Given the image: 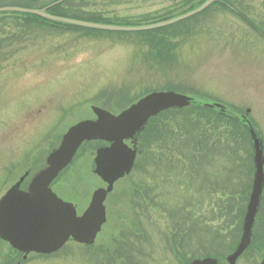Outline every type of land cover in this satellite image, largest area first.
Segmentation results:
<instances>
[{
    "label": "rangeland",
    "instance_id": "obj_1",
    "mask_svg": "<svg viewBox=\"0 0 264 264\" xmlns=\"http://www.w3.org/2000/svg\"><path fill=\"white\" fill-rule=\"evenodd\" d=\"M198 1L64 0L56 11L136 24L172 17ZM224 1L192 19L138 32L46 29L37 19L0 16V170L15 158L23 169L41 164L62 126L89 116L91 106L118 112L154 90L193 98L159 115L151 123L155 135L145 132L138 144L127 182L138 190L146 180L151 205L138 228L121 206L124 216H109L105 227L118 234L109 245L118 247L116 264H178L179 254L182 262L190 257L193 235L205 225L226 234L240 229L253 172L250 137L239 123L199 107L221 103L231 117L246 115L264 146V37L256 31H264V0ZM47 53L65 61L37 64ZM98 145H83L56 181L61 195L96 180L89 162ZM128 231L135 232L121 240Z\"/></svg>",
    "mask_w": 264,
    "mask_h": 264
},
{
    "label": "water",
    "instance_id": "obj_2",
    "mask_svg": "<svg viewBox=\"0 0 264 264\" xmlns=\"http://www.w3.org/2000/svg\"><path fill=\"white\" fill-rule=\"evenodd\" d=\"M215 1L205 0L200 6L187 13L143 26H117L62 18L46 13L45 9L1 7L0 12L31 13L48 20L91 29L143 31L164 27L186 19L203 11ZM192 101L193 98L186 94L174 91H159L142 97L118 115H112L99 107H93L97 119L85 120L69 128L60 146L48 156L47 167L40 170L31 180L28 191L20 192L18 185H15L1 200L0 220L2 216L4 217L3 220L9 224L11 219L14 218L15 212L18 224L13 234H9L0 228V236L9 237L8 239L14 246L25 253L30 251L53 252L63 245L69 236L79 242L92 243L101 225L105 222L104 198L112 190L115 181L130 172L135 158L138 135L148 123L149 118L166 109L186 107ZM205 105L221 110L225 109L219 103ZM249 133L254 151L255 174L252 192L243 220L242 238L235 252L228 257L230 264L235 263L236 258L248 245L264 186L262 140L251 126L249 127ZM97 139L111 142L110 146L97 149L95 157L96 168L94 172L107 183V188L95 191L88 210L81 217H77L70 204L58 199L48 188V185L71 162L76 150L83 141ZM127 140L133 143V147L125 144ZM192 264H214V260L205 259L194 261Z\"/></svg>",
    "mask_w": 264,
    "mask_h": 264
},
{
    "label": "flooded vegetation",
    "instance_id": "obj_3",
    "mask_svg": "<svg viewBox=\"0 0 264 264\" xmlns=\"http://www.w3.org/2000/svg\"><path fill=\"white\" fill-rule=\"evenodd\" d=\"M3 1L4 0H0V3H3ZM42 23H44L46 29H59L61 27L66 28L67 30L75 29L72 27L60 26L55 22L42 21ZM63 56L64 58L56 57L52 53H47L42 57H37L36 63L40 64L43 61H53L54 63L58 64L60 60L65 61V55ZM63 68L65 69V67ZM55 69L60 70L59 66H56ZM44 70L46 71L47 67H45ZM81 106L83 107L85 105L80 104L77 106V108H81ZM69 113L70 112L66 113V117L64 113V118L61 119L63 124L69 123ZM93 117L94 114L92 109H90L89 116L85 117L78 114L71 122L74 124L86 118ZM64 131L65 127L62 126V129L59 130L57 135L59 136V143ZM12 161V164L1 166L0 199L11 186L18 182L19 189L27 190L28 184L34 174L46 165V157L41 164L36 165L30 163L28 166L24 167V169L20 165L21 162L17 158L13 159ZM143 167L145 168L146 165ZM124 181L127 182V180L123 179L117 181L114 184L113 190L105 197L103 205L105 208L106 222L95 235L93 243H79L70 237L56 252L50 254H38L31 252L27 255H24L22 250L18 247H15L14 244L8 239L9 237L0 236V264H26L29 261H38L40 264H58L56 262L54 263L53 261L60 258L63 260H59L58 262H61L59 264H116L114 249H117L118 247H116L114 243L111 244L114 245L113 248L109 245L110 240L113 239L114 236H118V234L114 229L115 227H105L108 225L109 216H124L125 214L123 212H119L118 209L119 206H121L127 211V215H133V218L136 219V225L138 220L147 219L151 205L150 187L146 180H144L140 187L138 186V190L137 185L133 184L134 186H132L129 182H127L126 185L118 186L120 183H126ZM55 183L56 182L53 181L49 187L60 198L65 200V202L71 203L74 206L77 215H82L88 208L91 202L92 194L96 189L106 187V184L101 179L96 177V180L91 183H83L79 186H75L73 191H69L65 187V196H63L55 189ZM135 191H138L140 194L135 196ZM128 193L130 196H128ZM139 205H141V209H139ZM3 219L4 217L1 216L0 228H2L4 231H7L9 234H13L18 224L15 212L14 218L11 219L9 224H7ZM136 228H138L137 225ZM114 232L116 234H114ZM134 232L135 231H128L127 233H120L122 235L121 240L132 237L131 233ZM241 233L242 229L237 230V232L232 234H226L224 230L214 228H204L198 232L196 231L195 235H193L195 241L191 247L192 253L190 257L182 262L180 259L181 255L179 254L178 264H191V262L195 259L204 258L214 259L216 261L215 264H229L227 258L237 247L240 241ZM137 234L138 233H135V235ZM143 234L147 239L146 231H144ZM144 236L142 237V240L144 239ZM112 241L113 240H111V242ZM114 241H116V239H114ZM262 262H264V192L261 206L259 208V212L257 213L254 227L252 229L250 242L243 253L236 259L235 264H261Z\"/></svg>",
    "mask_w": 264,
    "mask_h": 264
},
{
    "label": "trees",
    "instance_id": "obj_4",
    "mask_svg": "<svg viewBox=\"0 0 264 264\" xmlns=\"http://www.w3.org/2000/svg\"><path fill=\"white\" fill-rule=\"evenodd\" d=\"M26 3H27V5L28 6H32V5H36V3L38 2V0H24ZM56 1V0H55ZM204 0H199L195 5H193V6H191L190 7V9H192V8H194V7H197L198 5H200L202 2H203ZM64 2V1H63ZM63 2L62 3H60V4H58V5H55V6H53V7H51L50 9H49V12H51L52 14H54V15H61V16H65V17H69V18H73V19H79V20H84V21H90V22H97V23H105V24H132V23H116V22H114V21H110V20H102V19H100L99 17H96V16H94V15H85V16H81V15H78V14H75V13H72V14H59L56 10L58 9V7H61V5L63 4ZM32 4V5H31ZM215 4H221V5H225V1L224 0H220L219 2H216ZM214 5V4H213ZM209 8H211V7H209ZM208 8V9H209ZM207 10V9H206ZM205 10V11H206ZM204 11V12H205ZM89 14V13H88ZM202 14V13H201ZM24 18H29V19H37V20H43V19H41L40 17H37V16H34V15H27V16H25ZM167 18H169V16L168 17H164V18H162V19H160V20H164V19H167ZM193 17H191L190 19H192ZM136 24H139V23H136ZM258 31H261L262 32V34H264V31L261 29V28H256ZM88 30H90V29H88ZM199 108H203V109H206V110H208V111H212L211 109H208V108H205L204 106H202V107H199ZM214 112V111H213ZM165 112H163V113H160L159 115H161V114H164ZM218 115H220V114H218ZM159 117V116H158ZM156 119H157V117H154V118H152L151 120H150V124L148 125V127H147V129L145 130V132H147L148 131V135H149V137L151 138V136H152V134L153 135H155V133H156V131H157V129L156 128H153V126H151V123L152 122H154V121H156ZM230 122H234V121H232V120H230ZM234 123H236V122H234ZM247 132V131H246ZM247 134H248V132H247ZM249 135V134H248ZM182 216H184L183 218L185 219L186 217H187V214H183ZM181 216V217H182ZM188 218V217H187ZM199 226V225H198Z\"/></svg>",
    "mask_w": 264,
    "mask_h": 264
}]
</instances>
